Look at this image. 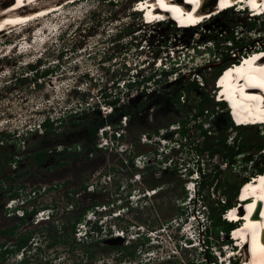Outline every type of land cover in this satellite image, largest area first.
I'll return each mask as SVG.
<instances>
[{
  "label": "rangeland",
  "instance_id": "374dc122",
  "mask_svg": "<svg viewBox=\"0 0 264 264\" xmlns=\"http://www.w3.org/2000/svg\"><path fill=\"white\" fill-rule=\"evenodd\" d=\"M61 1L46 0L39 5H56ZM131 5V0H76L47 18L42 15L39 21H32L24 33L20 32L22 34L0 33V138L10 134L0 142V224L1 218H12L6 220L8 226L17 223L14 215L5 217L9 212L5 203L17 193L24 196L22 206L26 204L24 207L28 210L36 213L51 208H32L28 202L36 199L39 204H55L59 212L57 220L47 224L53 247L40 255L27 242L28 255L36 256L34 264H188V261L207 264L205 253L215 256L218 248L228 251L234 246L224 232L215 231L216 226L210 217L221 207L219 202L230 201L237 186L239 189L249 177L259 173L255 168L264 166V149L258 151V145L264 144V127L236 128L229 123L235 119L228 104L205 102L209 115L204 116L207 121L203 127L208 129L209 135L201 137L196 121H190V136L180 152L186 168L184 176L177 171L157 179L150 167L141 175L142 183H133L129 194L133 189L140 193L143 188L161 185L155 195L132 203V207L125 203L128 202L127 191L116 195L118 189L115 188L121 190V185L131 181L137 171L122 166L125 156L97 148L96 136L88 139L91 123H97L98 128L105 125L100 122V117L109 113L111 108L99 97L100 90L106 86L107 91L114 94V80L138 65L143 68L147 59L158 55L163 57L165 45H175L189 47L180 53L181 56L185 54L183 72L198 71L206 78H203L202 89L194 93L198 101L199 98H212L218 90L215 73L228 67L238 56L235 49L229 51L228 43H222L224 37L233 32L238 45L252 44L249 52L264 44V22L260 18L250 19L241 11H224L196 30H177L171 22L178 20L144 26L142 22H149L142 15L141 22ZM40 24L39 35H33L32 30ZM44 27H48L46 32ZM185 27L192 28L190 24ZM42 31L47 40L43 47L39 44L41 38L45 39V34L40 35ZM32 40L35 43L30 44L35 49H24L25 41ZM14 43H18V47H14ZM12 46L13 50L9 51ZM142 46H145L144 50H141ZM21 49H24L23 54L19 53ZM126 60L131 67L124 63ZM151 68L150 65L142 73H150ZM46 69L50 72L42 76L40 73ZM179 85L165 86L158 94H148L147 98L138 96L131 104L119 107L130 110L125 135L127 140L135 142L136 153L148 151V147L136 142L141 132H152L187 116L185 109L178 110L173 104L181 90ZM126 96L119 95V98L126 100ZM220 97L227 99L220 95L212 99L215 102ZM151 106L155 107L154 122L148 119ZM120 115L112 117L111 125L117 124ZM57 117L62 122L55 123L51 132L42 133L41 122ZM223 136L226 144L234 150L238 145L246 146L241 153L226 160L228 151L221 143ZM193 138L195 144L189 145ZM40 150H47V158L38 165L34 153ZM62 150H65L64 154L59 153ZM53 152L58 153L48 156ZM248 157L251 160L245 162ZM198 167H201V173ZM191 173L195 177V192L187 191L184 186ZM203 180L212 181L208 189L201 188ZM32 190H39L35 197L30 195ZM233 201L237 202L236 196ZM123 206V216L111 218L114 208ZM50 208L44 209L47 215ZM38 216H32L26 225L29 228L35 226ZM94 217L105 221L100 227L98 224L93 227L96 228L94 231L98 229L97 234L85 236L84 231L90 227L86 222ZM185 221L188 222L185 224L187 233L193 238L188 247L182 244L188 242ZM44 231L48 234L46 229ZM143 231H148L150 239L137 237V233ZM208 234L211 247L205 246L204 242ZM2 239L0 237V241ZM223 243H228V247ZM19 247L3 257V264H20L22 249ZM244 257H247L246 253L242 259ZM234 260L241 264L237 256ZM228 263H232V259Z\"/></svg>",
  "mask_w": 264,
  "mask_h": 264
},
{
  "label": "built area",
  "instance_id": "2783aa9c",
  "mask_svg": "<svg viewBox=\"0 0 264 264\" xmlns=\"http://www.w3.org/2000/svg\"><path fill=\"white\" fill-rule=\"evenodd\" d=\"M177 30L183 29L177 28ZM148 45L149 44L145 46ZM145 46H142L143 48L141 50H144ZM192 49L194 50V47H192ZM183 50L187 51L189 50V47H179L175 45H173L172 47H168V45H165L162 50L164 51L163 57L158 55L156 57H153L152 59H147L145 61L146 66H144L143 68H140L141 65H138L134 68L129 69L128 73H126L125 76H121L122 78L120 77L116 79L114 87V98L117 99L115 103L116 107L131 104L138 96H144V98H147L146 95L148 94H158L164 89L165 86H169L171 84H181V90L179 91L177 101L173 104L178 110L184 108L188 109V111L184 110L187 112V116L185 115L183 118H181H187L186 126L188 128V131L186 135H181L180 133L181 119L169 122L163 127L156 128L152 132H141L138 135V139L136 142L139 145L148 147V151H145L144 153H136L134 149L135 142L129 141L126 138L125 133L127 132V123L130 121L128 114L120 115L119 119L116 120L118 121L117 124L114 126L111 124H105L97 129L96 138L98 141L96 142L95 146L100 150L103 149L109 152H114L118 156H125V158H122V161H124V164H122V166L129 168V171H132V169L137 171L132 177L131 181H129L126 185H121V190H119L118 188V192L122 190L127 191V189H130V187H132L133 183H142L140 179L141 175H143L144 172H146L145 170L150 167L153 168L152 173L155 178H160L167 171H179L180 174L184 176L186 168L183 166L184 163L182 162L180 152L182 148L187 144L186 139L188 138V136H190V121H196V124H198L199 122H203L204 126L207 121L206 119H204V116H208L209 114L207 108H204L202 114H196V106L199 105L202 99L199 98L198 101V97L197 95L195 96L194 93H198L197 89H202V87L204 86L203 78H206L202 73H199L198 71L193 72L188 70V72H183L182 69H184V66L182 65L185 54H182V56L180 54ZM124 63L128 67H131V63L129 62V60H126ZM142 63H144V60ZM150 65L152 66L150 73H142V70H144L145 68H149ZM137 68L138 70H135ZM193 68L194 67H192V69ZM133 69L135 70V72L132 73L131 71ZM214 76V78H216L217 74ZM124 94L127 95L126 100L120 99L119 95ZM216 96L217 94L216 92H214L211 97L215 100ZM216 103H222V101ZM110 111L111 110H109L108 112ZM154 113L155 107L151 106L149 108L148 114V119L151 122H154ZM188 144L194 145L195 139L193 138V140H191ZM197 157L199 158V154H197ZM193 175V173L189 175L188 181L184 183V186L187 191L195 192V177H193ZM161 187L162 186L159 185L152 189L143 188L142 192H140V190L138 189L140 193H137V190L133 189L128 198H126L128 199V202L126 201L125 203L131 205L132 207V203H137L144 197L150 198L151 196L155 195L156 192L161 189ZM36 191L39 190H32L30 195L35 197ZM24 201L25 198L20 193H17V196L8 199V201L5 203V207L9 211L7 215H13L14 212L16 214L22 215L23 210H14L13 207L15 206V203L20 204L24 203ZM119 202L121 203V199ZM123 208L124 206L114 208L115 210L111 213V215L122 217L123 215L121 210H124ZM100 209L101 208H99V210ZM45 211L46 210L44 209L37 211V215H39L36 218L37 221L46 219L48 217ZM94 215L95 214H93V216ZM121 231V233H124L122 229Z\"/></svg>",
  "mask_w": 264,
  "mask_h": 264
},
{
  "label": "bare ground",
  "instance_id": "6f19581e",
  "mask_svg": "<svg viewBox=\"0 0 264 264\" xmlns=\"http://www.w3.org/2000/svg\"><path fill=\"white\" fill-rule=\"evenodd\" d=\"M43 1L46 0H0V33L2 34L6 29L11 30V32L14 30L17 31L15 33H24L31 25L32 21H39L43 16L47 18V16L49 17L54 11L60 8H66L65 5H68L69 2L73 3L76 0H62L59 3L56 2V5H51L49 3L48 5H39V3ZM187 1L190 4L188 7L180 5L181 2L178 0H146L140 2L138 4L140 10H136L141 11V9L146 6L145 11L143 9L141 15L145 12L142 18H145L149 23H151L150 21L160 22L162 19L171 18L170 21L178 20L180 22H177L178 27H180L182 23L186 24V26L187 24L193 26L192 28L185 27L184 25H182L183 27L181 26L183 29L187 30L195 29L196 27L194 25L202 21L203 17L211 13L213 14L212 11L216 5L214 0ZM224 1L225 0H220L219 6L224 3L227 4L231 0ZM262 1L264 2V0H248L249 3H252V8H257L258 12L261 10L264 11V6L260 9ZM26 7L27 9H24ZM242 7H244V5ZM65 10L66 9H64V11ZM34 23L35 22H33L32 25H34ZM39 26H41V24L38 25V28H34L33 30L39 31V29L42 28H39ZM44 28L46 32L48 27ZM41 33L45 34L43 31L40 32V35H42ZM32 34L35 36L39 35L38 32H32ZM44 36L45 39L42 40L43 38H41V40H39L40 43L37 41L42 47L47 43L46 34ZM20 38L22 39V36ZM27 42L28 41H25L26 44L24 49H35V47L30 44L35 43V40L29 41V43ZM14 44L13 46L15 47L18 43ZM26 45L29 47L27 48ZM13 46L9 51L13 50ZM24 49L19 50V53L21 52V54H23ZM33 52L34 50H31V53ZM38 52L39 51H36V53ZM225 68V70L223 69L218 77L215 78V81L218 78L216 84L218 90L216 94L217 96H223V98L227 97L225 100H222V97L219 99L221 101H227V104L234 112V119H237H235V123L238 124V121L244 125H249V123L264 121V51H253V53L245 57L240 64H230ZM221 85L222 87H220ZM259 174L260 175L257 177H255L256 175L253 176V181L249 182L250 180H247L242 183L237 193V197L240 196L241 198H246L248 196L254 197L253 203L245 206L247 207V211L250 212L247 223L242 228H238L233 232L235 237H242L243 241H241V245L242 242L244 243L246 241L247 237H250L251 240L250 261L248 263L245 257L246 259L243 258L241 260V264H264V172ZM257 205L258 208L256 211H260L259 217H256L257 214L253 216L251 212ZM234 207V209H231L230 215H242L245 213L242 211V206L240 204H235ZM245 247L246 244L243 246V249ZM232 251L233 249H230L227 252L229 255H232L234 254ZM240 253L239 251L238 254Z\"/></svg>",
  "mask_w": 264,
  "mask_h": 264
},
{
  "label": "trees",
  "instance_id": "16d2710c",
  "mask_svg": "<svg viewBox=\"0 0 264 264\" xmlns=\"http://www.w3.org/2000/svg\"><path fill=\"white\" fill-rule=\"evenodd\" d=\"M229 11V10H228ZM222 13H224V12H222ZM222 13H220V14H222ZM219 14V15H220ZM214 18V17H213ZM252 19H254V18H252ZM160 24H162V23H160ZM182 25H185L186 26V24H184V23H182ZM194 29V28H193ZM193 29H190V30H193ZM194 30H196V28L194 29ZM142 41H146V39H143ZM111 42V41H110ZM222 43L223 44H225L226 45V43H228L229 45V51L230 50H236V54H239V53H243V52H248V48L249 47H251L252 46V44L251 43H243V44H241V45H238V40H237V37L233 34V32H231V34L230 35H228V36H225L224 37V39H223V41H222ZM114 44V41L112 42V45ZM263 49H264V44L261 46ZM252 48V47H251ZM235 54V55H236ZM229 55V54H228ZM229 56H231V55H229ZM238 61V58H236V59H232V62H237ZM221 71V70H220ZM220 71H217L216 73H215V75L217 74L218 75V73L220 72ZM47 72H50V70L48 69H46V71H44V72H42V73H40L42 76L43 75H46L47 74ZM164 73H166V72H164ZM37 75H39V74H37ZM121 76H125V74H122ZM120 76V77H121ZM112 85H113V87H114V81H113V83H112ZM194 85H195V83H194ZM180 86V88H181V84L179 85ZM180 91V90H179ZM112 95L114 96V94H112V92L111 91H107V88H106V86H104L101 90H100V93H99V97L100 98H102V101H103V103L105 104V105H107V104H109V105H111L110 107H111V111L109 112V113H107L106 115H102V117H100L101 118V120H100V122L102 121L103 123H106V124H111V119H112V117H114V116H119V114H128L129 116H130V110L129 109H122L121 110V108H119V107H116V105H115V103H116V101H117V99H115L114 97L113 98H111L112 97ZM177 97H178V94L175 96V102L177 101ZM205 102H208V103H214V104H217L216 102H220V101H216V102H214L213 101V99L212 98H209V97H204L203 98V100L199 103V105H197L196 106V109H197V112H196V114L197 115H199V114H202L203 113V110H204V104H205ZM222 106H225L226 104H224L223 102L222 103H220ZM96 107H98V105L96 104ZM185 110H187L188 111V109H186V108H184ZM232 113L234 114V112L232 111ZM234 117H235V115H234ZM236 119V118H235ZM237 120V119H236ZM61 123L62 122V119H59L58 117L55 119V120H50V119H46L44 122H42L41 123V126L43 127V132L42 133H44V134H47V133H49V132H51L52 130H54V126L53 125H55V123ZM130 122V121H129ZM235 121L233 120V123H234ZM187 118L186 119H181V130H180V133H181V135H186V133H187V131H188V128H187ZM229 123H230V125H232V126H234V127H236V128H247V126L248 125H241V124H243V123H240V122H238L237 121V123L238 124H240V125H238V124H236V125H234L231 121H229ZM98 126V124L97 123H95V124H93V123H91V125L89 126V128H88V132H87V135H88V139H92V138H94L95 136H96V131H97V127ZM196 127H197V130L199 131V133H200V136L201 137H203V138H207L208 137V133H207V131H208V129H206V128H204L203 127V122H199L198 124H196L195 125ZM251 126V125H250ZM6 136H10V134H5V135H3V138H5ZM183 137V136H182ZM3 138H0V142H2L3 141ZM225 140H226V137L225 136H223V138L221 139V143H222V145L227 149V153L225 154V157H226V160H230L231 159V157L232 156H234L236 153H241L242 151H243V149H244V147L246 146V144H241V145H238V146H236V149L234 150L233 149V147H231V146H228L227 144H226V142H225ZM16 141V140H15ZM236 142V140L234 141V143ZM91 148V147H90ZM89 148V149H90ZM264 149V144H259L258 145V151H262ZM46 151L47 150H40V151H36L35 153H34V156H35V160H36V164H38V165H41L42 163H43V161H45L46 160V158H47V155H45V153H46ZM58 153V152H57ZM56 152H53L52 154H48V156H53V155H55V154H57ZM59 153H61V154H64L65 153V150H62L61 152H59ZM199 153H201V152H199ZM260 154H262V152H260ZM7 154H5V156H6ZM251 160V158H245V162L246 161H250ZM121 164H123V162H121ZM255 170H257V171H259V172H262V171H264V166H262V167H258V168H255ZM198 171L201 173V167H198ZM173 174H175V172L174 171H167V172H165L164 173V175H162V176H165V175H169V176H171V175H173ZM162 176L160 177V178H162ZM202 177H204L203 176V174H202ZM160 178H157V179H160ZM211 183H212V181H206V180H203L202 181V183H201V188L202 189H205V187H207L206 189H208V187L211 185ZM242 185V184H241ZM156 186H159V185H156ZM156 186H153L154 188L156 187ZM241 187V186H240ZM240 187H239V189H240ZM84 189H85V186H84ZM118 189V187H116V190ZM183 189V188H182ZM239 189H238V186L236 187V189L233 191V193L231 194V196H230V201H228V202H226V201H222V203L221 202H219V200H218V202L220 203V205H221V207L219 208V210L215 213V214H213L211 217H210V220H211V222L216 226V228H215V231L216 232H218V231H220V232H224V234L226 235V237H228L229 238V229L232 227V224L229 222V221H227V220H225L224 218H222V215H223V213H224V211L226 210V209H228V208H230V207H232L234 204H235V201H233V199L235 198V196L237 197V193H238V191H239ZM198 194L200 195V198H202V196H201V194L199 193V191H198ZM14 195V193L13 194H11L10 196H13ZM204 206V205H203ZM11 231H9V233H10ZM209 234L207 235V237H206V239L204 240V242H205V246H207V247H211V242H209ZM148 239V238H147ZM23 244V241H22V243H20V246ZM127 246H125L124 248H126ZM131 255H133V252H131ZM204 258H205V262L207 261H209V262H212V261H214V262H216V256H214V255H212V254H210V253H205L204 254ZM188 264H194L193 262H190V261H188ZM228 264H237V262H236V260H234V259H232V263H228Z\"/></svg>",
  "mask_w": 264,
  "mask_h": 264
},
{
  "label": "flooded vegetation",
  "instance_id": "af4514ba",
  "mask_svg": "<svg viewBox=\"0 0 264 264\" xmlns=\"http://www.w3.org/2000/svg\"><path fill=\"white\" fill-rule=\"evenodd\" d=\"M56 185H53L55 187ZM119 194L116 193V195ZM122 197V196H121ZM67 200V199H66ZM68 200H70L68 198ZM115 200V198H114ZM67 203V202H65ZM28 204L31 205L32 208H35L38 210V208L41 207H46V206H51L53 210H55V213L51 216L48 217V219H42L40 221H35V226H32L29 228L26 224L27 222L32 218V216L37 215V212L35 213L30 212V213H23L22 215L16 214L15 212L13 213L14 217L17 220V223L14 225H6V220L7 219H12V218H1V226L0 228V237L3 239L0 241V264H3V257L9 253H12L14 251H17V248L19 247V244L22 243L21 247H19L22 253V258L20 260V264H34V258L36 257H30L28 254V251H30L29 245L27 242L29 241L31 243V247L33 246V249L35 253L37 254H42L44 253L47 249L50 247H53L54 243L49 241V237H51L50 230L47 228L48 223H54V221L57 220L58 217V206L56 207L55 204L50 203V204H39V201L36 199H33L32 201L28 202ZM40 205V206H39ZM26 206V204L24 205ZM50 207H46L43 209H49ZM13 215H7L5 217H13ZM30 217V218H28ZM25 223V226H24ZM39 223V224H38ZM20 226V228H18ZM65 226V224H64ZM35 228H37L35 230ZM44 229L47 230L48 234H45ZM15 230V231H14ZM38 230V231H37ZM9 231H11L9 233ZM54 233V230H53ZM36 239V241L32 242L31 239ZM12 243V244H11ZM15 247V248H14Z\"/></svg>",
  "mask_w": 264,
  "mask_h": 264
},
{
  "label": "clouds",
  "instance_id": "9594fccd",
  "mask_svg": "<svg viewBox=\"0 0 264 264\" xmlns=\"http://www.w3.org/2000/svg\"><path fill=\"white\" fill-rule=\"evenodd\" d=\"M115 82H116V80H114V87H115ZM46 119H49V118H46ZM46 119H44L42 122H44ZM41 122V123H42ZM129 190L130 189H127V192H128V194H129ZM121 192H123V190L122 191H120V193ZM126 198V197H125ZM22 204L23 203H18L17 205H15L14 207H13V209L14 210H16V209H21V210H23L24 212L23 213H30V212H35V210H28L26 207H24V206H22ZM119 205H121V203H119ZM116 208H119V207H116ZM49 210V209H48ZM100 211V210H99ZM48 212V211H47ZM49 214H48V217H51L54 213H55V211L53 210V209H51L50 208V211L48 212ZM112 213V212H111ZM48 217H47V219H48ZM111 218H114V219H116V218H118V216H112ZM187 219V218H186ZM104 221L105 220H102V218H100V217H98V218H88V222H86V225H89L90 227L88 228V230H86V231H84V235L85 236H89V237H91V236H93L94 234H97L98 233V229L96 230V231H94L95 229L93 228V227H97V224H98V226L100 227V225H102L103 223H104ZM114 227H115V225H114ZM108 229H111V226H109L108 227ZM116 230H118V229H116ZM109 232H112V231H110V230H108ZM128 233H126V235H127ZM137 237L138 238H143V237H147L148 239H150V236H149V234H148V231H146V232H140V233H137ZM106 264H110V263H106Z\"/></svg>",
  "mask_w": 264,
  "mask_h": 264
}]
</instances>
